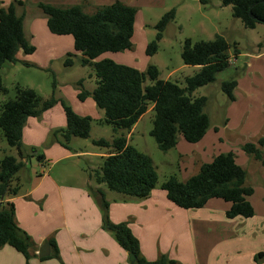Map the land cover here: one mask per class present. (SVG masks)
Wrapping results in <instances>:
<instances>
[{
    "label": "trees",
    "instance_id": "obj_1",
    "mask_svg": "<svg viewBox=\"0 0 264 264\" xmlns=\"http://www.w3.org/2000/svg\"><path fill=\"white\" fill-rule=\"evenodd\" d=\"M208 5L214 0H199ZM223 6H231L233 16L242 21L246 28L255 29L264 24V0H220ZM27 0H16L0 9V94L7 93L1 69L6 62H17V54L35 52L25 33V16L17 13V6H26ZM47 18L49 30L57 35H72L75 49L82 54V65L94 68L96 87L92 92L83 90L79 98L85 100L89 94L104 111L101 123L113 127V141L105 138L95 139L93 143L108 148L102 165L94 173L95 180L105 184L110 190L125 196L147 198L157 187L159 174L152 157L128 141L129 133L141 117L153 107L154 118L151 135L158 147L168 152L177 147L182 136L189 143H198L212 127L211 115L206 111L207 96H194V92L217 80L218 74L231 66L233 55L241 52L234 43L235 53H231L232 43L222 34L211 40L194 41L186 38L182 58L186 65L199 66L193 75L186 77V86L160 77L159 67L150 64L146 71L118 63L113 59L97 60L106 52H121L132 49L135 22L138 9L121 1L110 5L97 6L94 12L87 13L83 5H56L39 3ZM177 10L167 11L156 24L157 33L148 43L147 54L155 55L159 43L169 23L176 18ZM74 53H69L66 66L74 64ZM92 76V75H91ZM150 80V84H147ZM83 81H80V85ZM238 79L231 78L222 82V90L231 102L236 100L235 89ZM56 84H54V89ZM16 98L6 101L0 113V128L8 144L15 147L18 157L6 155L0 158V248L5 245L23 253L29 261L31 236L17 223L14 202L5 201L7 196L20 191L16 183L18 173L25 166L26 155L23 144V130L27 120L40 116L59 102L55 94L43 98L33 88L16 87ZM65 110L67 125L53 131L52 139L69 148L73 137L89 138L93 119L81 116L71 105L61 100ZM218 130V128H215ZM60 135V136H59ZM264 138L258 142H247L244 151L264 164ZM33 152H37L34 149ZM39 160L44 158L38 154ZM168 198L183 209H200L215 198L231 203L226 211L228 218L249 219L255 216V207L249 199L255 188L247 184V171L241 166L233 151L221 152L210 162L203 163L198 172L181 181L176 175L170 176L161 184ZM100 204L103 210V227L111 231L118 243L129 253H134V264H189L181 263L167 254L156 260L146 259L141 252L139 239L127 222L114 223L109 214V201L103 190L99 189ZM55 251L52 256L59 257L57 244L52 240ZM50 257H45V259ZM264 258V251L255 255L258 261ZM29 264V263H28Z\"/></svg>",
    "mask_w": 264,
    "mask_h": 264
},
{
    "label": "rangeland",
    "instance_id": "obj_2",
    "mask_svg": "<svg viewBox=\"0 0 264 264\" xmlns=\"http://www.w3.org/2000/svg\"><path fill=\"white\" fill-rule=\"evenodd\" d=\"M27 1H29V5L26 23L36 18L46 19L43 12L38 8L37 2ZM128 1L133 2L132 6L138 9L137 28L133 36L132 49L118 53L106 52L98 60L114 57L117 60L116 62L133 66L141 71H146L149 64H155L159 67L161 78L171 79L185 87L186 77L198 71L195 69L196 67L186 65L183 61L182 51L186 38H192L194 41L211 40L220 30V34H224L233 44L232 54L235 53L234 43H237V46L243 52V56H237L234 65L231 64L218 74L215 82L198 88L193 94L194 96L208 97L206 111L211 115L212 127L214 125L221 127L219 138L215 136L214 130L211 129L204 141L211 152H208V150L194 151L198 150V146H195V143L187 142L182 136L179 138L178 148L176 147L168 152L162 151L150 133L154 118L152 106L137 123L133 138L129 137L131 139L130 143L152 157L159 174L158 185L165 182L172 175H176L181 181L188 180L190 176L198 172L199 166L205 160L215 157L216 153L234 151L240 165H246V159L248 158H251L252 161L254 157L244 151L243 145L245 141H252L257 131H264V24L259 23L255 29L246 28L240 19L233 16L232 7L222 6L220 0H214L208 5L200 4L199 0ZM172 8L177 10L176 20L165 30V39L159 43L158 52L153 56L148 55L147 46L155 38L157 33L156 24ZM35 24L36 26L41 25V22L36 21ZM145 24H148V26L146 27ZM37 29L42 34L41 27ZM44 40L43 37L38 40L39 47H41L39 51L36 50L35 53L29 55L21 52V58L25 55L45 60L47 58L45 52L48 47L43 43ZM259 52L261 55L256 57L255 54H260ZM22 60L6 62L1 69L3 82L8 92L0 94V113L2 105L6 101L16 98L17 86L33 88L43 98H51L55 94V97L59 99V102L53 108L40 116H33L28 119L23 133L24 149L28 154H37V152L43 154L45 149L50 146L53 140V132L48 130L50 126L56 124L57 126L63 125L65 128L67 125L61 100H65L79 115L90 116L93 119L91 137L87 139L78 138L72 145L75 148L82 147L104 151L108 154V148L93 145L92 140L105 138L112 141L116 136L113 127L100 123V109L92 94H89L85 100L79 98L81 91L92 92L96 87L94 68L83 66L78 58L74 59L73 66L65 65L66 57L56 60L53 69L48 70ZM175 68L177 70L170 76V72ZM240 76H244L243 78L248 80L256 89V102L252 103L249 115L257 117V119L251 121V128H257L250 133L246 132L249 126L248 121H246L247 110H245L247 101L242 106L235 105L234 108H229L231 101L222 90L224 80L238 79ZM81 80L83 81L82 85H80ZM150 82V80H147V84H150ZM54 84H57L55 89ZM244 99H247L246 95H244ZM101 113L104 114V111L102 110ZM227 114H231L230 117L233 121L229 127H222ZM125 133L126 135L129 134L128 131H125ZM34 149H37V152H33ZM6 155L19 156L17 149L8 144L3 130L0 128V158ZM94 161L99 169L103 161L101 158H95ZM252 168H255V166ZM252 168L247 167L246 169L249 173L247 184L254 186L258 191V195L253 197V201L257 208H262L258 213V217L261 219L264 217V185L254 180L250 175ZM203 208L190 209L192 213H195V216L191 218L194 221V225L191 227L194 228V239L198 249L197 256L194 257V263L192 264H249V261L250 263L253 261L249 255V249L251 247L264 249V233L258 232L256 238L260 239L254 241L255 236L253 235L251 238L248 230L241 229L235 222H228L232 218L220 213L214 216L212 220L210 219L212 215L209 214L212 209ZM203 210H206L207 214L199 212ZM212 221L214 225H210ZM200 223H208L209 225L197 229L200 227ZM258 228H261V225H258Z\"/></svg>",
    "mask_w": 264,
    "mask_h": 264
},
{
    "label": "crops",
    "instance_id": "obj_3",
    "mask_svg": "<svg viewBox=\"0 0 264 264\" xmlns=\"http://www.w3.org/2000/svg\"><path fill=\"white\" fill-rule=\"evenodd\" d=\"M13 1L16 0H0V9ZM33 1L37 2V6L41 2L56 5L80 4L83 5L87 13L94 12L97 6L110 5L116 1L133 5V2H129L128 0ZM28 5L29 3L26 6L18 5L17 13L19 15L24 14L25 33L31 44L36 47V50L39 51L41 49L38 40L42 37L45 39L43 43L48 47L45 52L47 58L44 60L39 57H27L25 55L21 58L20 54L24 52L21 50L17 54V59L29 61L28 63L31 65L33 64L39 68L48 70L53 69V64L56 60L67 58L69 53H74L73 59L78 58V61L82 63V54L76 51L72 35H57L52 33L49 30L46 17V19H32L26 23ZM137 19L138 14L136 22ZM175 20L176 18L173 21ZM36 21L41 22V25L38 24L36 26ZM136 22L135 31L137 28ZM145 26L147 27L148 24H145ZM40 27L42 34L37 29ZM216 34H220V30ZM164 39L165 34L161 42ZM24 54L26 53L24 52ZM260 55L261 53L255 54L256 57ZM239 56H243V52H240ZM111 58L115 60L114 57ZM236 59L237 57L231 63L232 65H234ZM194 67H196V70L200 69L199 66ZM176 70L177 68L173 69L170 72V76ZM243 77L240 76L238 78V86L235 89L236 100L231 102L229 108H234L235 105L242 106L247 101L245 110H247L246 121H248L249 126L246 132L250 133L257 128H251L252 119H257V117L249 115L252 103L256 102V89ZM244 95H246L247 99H244ZM101 111L100 109V121L104 119L105 115ZM230 115L227 114L226 121L222 127H229L231 125L230 123L233 120ZM136 125L127 135L129 142L131 141L129 137L133 138ZM25 127L23 133L25 132ZM61 128H64V126L53 124L48 130L53 132ZM215 128H218V130ZM211 129L214 130L215 136L219 138L221 127L214 125ZM210 130L203 140L195 143V146H198V150L194 151L208 150V145L204 141ZM254 136L255 138L252 141H245V143L258 142L261 138H264V131H257ZM77 139L78 137L72 138L69 148L52 140L50 146L45 149L42 160H39L37 154H28L24 149L26 155H29V157L22 159L25 166L16 178L20 191L16 195L7 196L5 201L15 203L17 223L33 240V246L30 248L31 257L28 261L23 253L10 245H5L0 248V264H134L130 261V253L120 246L111 231L103 227V210L100 204L99 189L104 191L105 197L109 201L111 220L114 223L127 222L129 224L133 233L140 241L141 252L146 259L156 260L160 255L167 254L181 263H194L193 259L197 256L198 249L194 239V228H192L194 221L191 218L195 216V213H192L190 209H183L173 203L168 198L167 192L161 188V184L157 185L150 196L140 199L117 193L110 190L105 184L98 183L94 177V173L98 169L94 160L95 158H101L103 161V157H106L108 154L104 151H95L82 147L75 148L72 143L76 142ZM93 145L95 144L93 143ZM262 148L264 150V147ZM208 152L211 151L208 150ZM216 155L218 154L216 153ZM213 158L205 160V162H210ZM84 161L85 165L83 166ZM241 166L245 169L255 166V168H252L250 175H252L254 180L264 185V164L261 161L255 158L251 161V158H248L246 159V165ZM246 171L248 178L249 173L248 170ZM256 195H258V191L255 188V193L249 198L255 207L254 217L249 219L237 217L228 221L235 222L241 229L248 230L251 238L253 235L255 236L254 241L260 239L256 238L258 232L264 233V217L261 219L258 217L259 210L262 208H257L253 201V197H256ZM230 206V202L215 198L210 200L203 209H212V212L209 214L212 215L210 219L213 220V217L220 213L226 215V211ZM199 212L207 214L206 210ZM206 225L209 224L200 223V227L197 229L204 228ZM210 225H214V222L212 221ZM258 225H261V228H258ZM52 240L57 244L59 257L52 256L55 251ZM45 243L51 244V253L49 256H46L50 258L47 259L39 255ZM249 250V255L253 260L251 263L248 260L249 264H259L260 261V264H264V258L258 261L255 259V255L264 251V249L251 247Z\"/></svg>",
    "mask_w": 264,
    "mask_h": 264
},
{
    "label": "water",
    "instance_id": "obj_4",
    "mask_svg": "<svg viewBox=\"0 0 264 264\" xmlns=\"http://www.w3.org/2000/svg\"><path fill=\"white\" fill-rule=\"evenodd\" d=\"M50 253H51V244L45 243L44 246L41 248L39 255L40 257H46L49 256ZM129 258L132 263H135L137 260V257L134 253H130Z\"/></svg>",
    "mask_w": 264,
    "mask_h": 264
},
{
    "label": "built area",
    "instance_id": "obj_5",
    "mask_svg": "<svg viewBox=\"0 0 264 264\" xmlns=\"http://www.w3.org/2000/svg\"><path fill=\"white\" fill-rule=\"evenodd\" d=\"M236 58V57H235ZM235 58L233 59V57H232V59H231V63L235 60Z\"/></svg>",
    "mask_w": 264,
    "mask_h": 264
}]
</instances>
